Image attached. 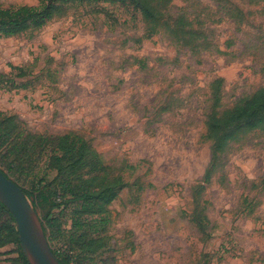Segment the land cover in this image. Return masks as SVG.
Returning <instances> with one entry per match:
<instances>
[{"label":"rangeland","instance_id":"1","mask_svg":"<svg viewBox=\"0 0 264 264\" xmlns=\"http://www.w3.org/2000/svg\"><path fill=\"white\" fill-rule=\"evenodd\" d=\"M39 2L0 0V9ZM163 12L149 33L132 5L78 3L1 39L0 112L31 134L83 139L81 176L96 177L93 188L101 177L125 184L104 222L81 231L103 247L75 248L79 264H264V132L232 143L208 183L203 137L213 80H223V109L264 87V0H170ZM180 16L203 45L171 35L167 23ZM47 160L22 168L38 172ZM24 174L19 185L30 190L39 177ZM71 212L54 250L69 247ZM0 264H19L16 246L0 250Z\"/></svg>","mask_w":264,"mask_h":264},{"label":"trees","instance_id":"2","mask_svg":"<svg viewBox=\"0 0 264 264\" xmlns=\"http://www.w3.org/2000/svg\"><path fill=\"white\" fill-rule=\"evenodd\" d=\"M169 2L170 0H40L38 6L0 9V40L41 29L53 19L63 17L68 5L78 3L132 5L142 14L151 33L156 31L159 21L163 20V10H166ZM167 28L178 42L187 46L198 47L206 40L204 34L194 30L192 23L184 16L177 17L173 26L167 23ZM222 87V79L213 80L209 86V107L203 136L210 143L211 153L204 176L206 183L232 143H238L251 132H264V87L239 99L227 109H223L221 104ZM15 119L0 112V171L21 188L34 210L40 212L48 244L60 236L66 238L68 233L61 230L60 216L65 210L72 209L71 232L67 238L69 247L54 250L50 244L49 246L60 264H79L74 260L75 248L81 250V253H94L103 247L100 239L81 231L86 226L94 228V225L104 222L107 207L117 198L118 191L125 184L119 179L108 180L101 177L99 180L102 182L93 188L97 178L82 180L81 176L83 169L88 166L85 159L90 152L83 139L72 133L49 137L31 134L20 130ZM31 155L48 157L43 170L34 172L32 168H22L29 157L34 158ZM24 172L39 177L36 182H29L30 190L19 185V181H25L23 176L28 177ZM51 174H55L53 181H49ZM8 245L17 247L19 264H28L20 250L14 220L0 204V250Z\"/></svg>","mask_w":264,"mask_h":264},{"label":"water","instance_id":"3","mask_svg":"<svg viewBox=\"0 0 264 264\" xmlns=\"http://www.w3.org/2000/svg\"><path fill=\"white\" fill-rule=\"evenodd\" d=\"M0 204L12 216L20 250L28 264H60L52 253L42 221L23 191L0 171Z\"/></svg>","mask_w":264,"mask_h":264}]
</instances>
